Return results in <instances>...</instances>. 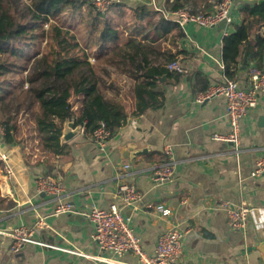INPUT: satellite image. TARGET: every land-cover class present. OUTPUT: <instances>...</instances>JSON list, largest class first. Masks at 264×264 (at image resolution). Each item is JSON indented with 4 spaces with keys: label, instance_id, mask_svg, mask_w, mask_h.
Segmentation results:
<instances>
[{
    "label": "crops",
    "instance_id": "0c3cea01",
    "mask_svg": "<svg viewBox=\"0 0 264 264\" xmlns=\"http://www.w3.org/2000/svg\"><path fill=\"white\" fill-rule=\"evenodd\" d=\"M245 1L234 0L232 23L225 29L194 23L182 28L178 24L184 33L181 37L175 30L156 43L147 40L160 51L157 65L166 67L175 57L186 70L179 80L169 71L171 74L158 81L156 90L164 94L161 108L134 116L136 81L117 69L111 73L122 77L124 85L115 90L106 87L103 92L108 99L120 101L129 117L104 151L82 126H77L80 132L75 137L62 141L66 153L61 156L42 150L31 125L15 134L13 144L5 143L0 135V149L8 154L15 172L7 176L0 163V229L12 231L19 226L35 227L41 220L45 223L35 231L38 242L26 243L18 252L12 250L14 240L0 234V264H106L95 257L115 256L99 249L93 241L94 225L81 213L108 209L113 203L130 217L149 255L154 254L162 233L178 228L185 236L182 256L174 264H264V175H252L264 156V93L241 121V143L236 151L232 143L215 139V135L230 132L225 98L216 96L198 104L195 97L201 90L193 83L198 73L209 88L225 82L223 41L241 24ZM125 2L146 6L153 20L164 17L149 0ZM166 2L157 0L160 8ZM152 27L147 32L156 35ZM260 34L264 35V27ZM243 62L235 79L248 86L249 68L258 65L252 60ZM80 103V98L73 102L78 114ZM130 146L133 149L125 152ZM166 146L173 150L175 174L170 181L156 184L151 176L168 160ZM126 164L131 168L126 169ZM39 177L54 179L59 192H41ZM123 184L135 185L141 200L132 205L121 202L118 190ZM60 202L70 203L80 213L56 214ZM157 203L171 208L172 214L162 217L149 208ZM244 204L255 208V213L249 217L246 231H235L228 225L227 209ZM120 260V264H138L131 254Z\"/></svg>",
    "mask_w": 264,
    "mask_h": 264
},
{
    "label": "trees",
    "instance_id": "16d2710c",
    "mask_svg": "<svg viewBox=\"0 0 264 264\" xmlns=\"http://www.w3.org/2000/svg\"><path fill=\"white\" fill-rule=\"evenodd\" d=\"M111 7L100 11L93 0H0V135L5 143H15V134L31 125L42 150L61 156L66 153L62 144L66 122L84 127L90 135L100 122L113 135L125 126L129 113L120 101L106 97L91 57L136 81L134 116L163 106L164 94L156 88L160 78L171 73L156 64L160 51L152 44L175 30L181 37L182 29L163 16L153 20L146 6H129L123 1ZM189 7L193 13H205L213 5L211 0L169 4L170 10ZM241 8V24L223 41L224 73L231 79L236 78L243 60L244 65L252 60L264 66V35L260 34L264 0H247ZM85 12L88 39L83 44L70 15L84 17ZM114 15L128 20L122 23ZM152 26L156 35L147 32ZM171 75L178 80L183 76ZM202 78L196 74L193 83L206 92L209 85ZM76 98L81 99L80 114L74 109Z\"/></svg>",
    "mask_w": 264,
    "mask_h": 264
},
{
    "label": "built area",
    "instance_id": "2783aa9c",
    "mask_svg": "<svg viewBox=\"0 0 264 264\" xmlns=\"http://www.w3.org/2000/svg\"><path fill=\"white\" fill-rule=\"evenodd\" d=\"M127 0H116V2ZM152 7L163 13L164 18L177 22L182 28L187 24L194 23L201 27H216L222 21L226 20L227 25L232 23V17L229 16L234 0H222L214 4L211 11L205 13H193L188 8L167 10L160 8L157 0H149ZM174 0H167L166 3L172 4ZM93 4L100 10H108L113 3L110 0H93ZM91 61L95 59L92 57ZM166 68L171 72L184 74V66L174 60L167 64ZM248 86H242L237 79L226 78L225 82L210 87L206 92L198 93L195 101L203 104L206 101L222 96L226 101V111L230 124V132L226 136L215 135V139L224 140L232 143L234 149L239 151L241 143V121L247 116L251 109H254L259 102L260 95L264 93V67L253 66L248 71ZM2 131V128H0ZM3 132V131H2ZM113 133L108 129L104 122L92 133L91 137L96 147L104 151ZM168 160L160 164L152 173L151 179L156 184H163L173 179L175 174V160L171 146L164 149ZM0 163L7 176H14V168L10 162L7 153L0 149ZM131 168V164L124 166ZM254 177L264 175V156L261 157L252 172ZM38 187L41 192L55 195L59 192V187L54 179L48 177H39ZM118 197L126 205H132L141 200V193L132 184H123L119 187ZM157 214L162 217H169L172 209L164 203L149 205ZM56 214L60 213H80L73 205L68 202H60L56 209ZM255 213V208L248 205L228 207V225L235 231H246L249 225V217ZM89 219L94 225L93 241L99 249L108 252L115 257H95L96 260L106 264H120L123 256L131 254L138 259V264H174L182 256V247L185 233L178 228H172L159 237L155 252L149 255L145 252L140 237L131 226V219L122 212L118 203H113L108 209L93 208L88 212L81 213ZM45 223L41 220L35 227L19 226L12 231H3L0 234L8 236L14 240L12 250L18 252L26 243H37L35 231L41 228ZM78 255L82 253L73 252Z\"/></svg>",
    "mask_w": 264,
    "mask_h": 264
},
{
    "label": "rangeland",
    "instance_id": "374dc122",
    "mask_svg": "<svg viewBox=\"0 0 264 264\" xmlns=\"http://www.w3.org/2000/svg\"><path fill=\"white\" fill-rule=\"evenodd\" d=\"M110 1L113 3V5L115 3H117L116 0H110ZM121 2H123V1H121ZM216 3H217L216 0H211V5L214 6V4H216ZM128 4H129V6H132V5L136 6V4L132 3V2H128ZM161 7L169 10V3H166V5L164 4ZM111 9H114V7H111ZM188 9L193 11V7H189ZM196 12H198V11H196ZM110 15H113V14H110ZM70 17H72L74 23H76V27H77L76 29H78L77 30V34L80 36V39H81L82 43L84 44L85 41L88 39L87 35H86V30H87L86 29V24H87L88 19H89L88 14L85 12V16L84 17L82 15H79V13L78 14H74V15L71 14ZM113 17H114V19H116L118 21L120 20L122 23L128 20V19H125V17H120V19H119V17H117L116 15H114ZM85 19H86V21H83ZM77 24H79V25H77ZM29 50L32 51L33 48H29ZM92 63L96 64V66L98 67L97 71H98V73H99V75L101 77V88L102 89H106V87H107V88H110V89L113 88L115 90V89H117V87H122L124 85V83L121 84V82H120L122 77H120L118 74L115 75V73L111 75V73H113V71L116 70L114 67L108 66V65H106L105 63H102V62L96 63V61H94ZM115 72H117V71H115Z\"/></svg>",
    "mask_w": 264,
    "mask_h": 264
},
{
    "label": "water",
    "instance_id": "95a60500",
    "mask_svg": "<svg viewBox=\"0 0 264 264\" xmlns=\"http://www.w3.org/2000/svg\"><path fill=\"white\" fill-rule=\"evenodd\" d=\"M235 9V4L232 5L229 16L232 15L233 10ZM219 29H225L227 27V23L226 20L222 21L219 24ZM166 77H163L162 80H164ZM80 132V128L79 127H75L73 122L68 123V126L65 128L64 132H63V136H62V141L67 142L69 140H71L73 137H75L78 133ZM129 149H133V147H127L125 149V152H128Z\"/></svg>",
    "mask_w": 264,
    "mask_h": 264
}]
</instances>
